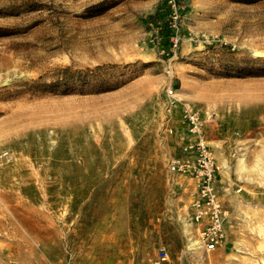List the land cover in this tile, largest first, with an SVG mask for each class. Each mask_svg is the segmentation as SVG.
<instances>
[{"label": "rangeland", "instance_id": "374dc122", "mask_svg": "<svg viewBox=\"0 0 264 264\" xmlns=\"http://www.w3.org/2000/svg\"><path fill=\"white\" fill-rule=\"evenodd\" d=\"M178 1L168 58L146 40L162 0H0V264H264V0ZM170 77L212 113L209 252L168 168L187 138Z\"/></svg>", "mask_w": 264, "mask_h": 264}, {"label": "built area", "instance_id": "2783aa9c", "mask_svg": "<svg viewBox=\"0 0 264 264\" xmlns=\"http://www.w3.org/2000/svg\"><path fill=\"white\" fill-rule=\"evenodd\" d=\"M165 15L160 20H149L146 40L162 56L176 57L182 42L180 26L185 5L178 0H162ZM203 41L208 42L202 34ZM197 39L198 36H195ZM167 40L168 44L163 45ZM170 75V70H166ZM165 104L168 112L179 110L180 120L187 134L183 145L184 155L172 157L168 163L171 172L184 174L193 179L194 190L190 208L192 220L197 225L196 241L199 248L209 252L224 240L226 211L216 187L217 162L208 142L205 126L212 113L203 112L176 97L175 83L170 77L165 86ZM159 259L167 258L164 247L159 248Z\"/></svg>", "mask_w": 264, "mask_h": 264}, {"label": "bare ground", "instance_id": "6f19581e", "mask_svg": "<svg viewBox=\"0 0 264 264\" xmlns=\"http://www.w3.org/2000/svg\"><path fill=\"white\" fill-rule=\"evenodd\" d=\"M242 165H243V164H242ZM193 243L195 244L196 248L199 247L198 242L196 241V239L193 241ZM194 244H193V245H194Z\"/></svg>", "mask_w": 264, "mask_h": 264}, {"label": "crops", "instance_id": "0c3cea01", "mask_svg": "<svg viewBox=\"0 0 264 264\" xmlns=\"http://www.w3.org/2000/svg\"><path fill=\"white\" fill-rule=\"evenodd\" d=\"M164 43H165V44H168V41H167V40H165V41L163 42V45L165 46V44H164Z\"/></svg>", "mask_w": 264, "mask_h": 264}]
</instances>
